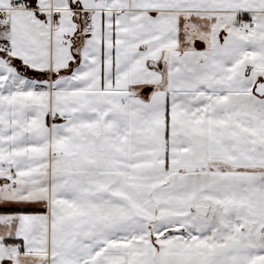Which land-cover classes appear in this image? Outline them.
Returning <instances> with one entry per match:
<instances>
[{"label": "snow or ice", "instance_id": "snow-or-ice-1", "mask_svg": "<svg viewBox=\"0 0 264 264\" xmlns=\"http://www.w3.org/2000/svg\"><path fill=\"white\" fill-rule=\"evenodd\" d=\"M0 264H264V0H0Z\"/></svg>", "mask_w": 264, "mask_h": 264}]
</instances>
